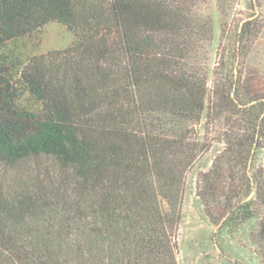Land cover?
I'll list each match as a JSON object with an SVG mask.
<instances>
[{
	"label": "trees",
	"instance_id": "trees-1",
	"mask_svg": "<svg viewBox=\"0 0 264 264\" xmlns=\"http://www.w3.org/2000/svg\"><path fill=\"white\" fill-rule=\"evenodd\" d=\"M216 1L208 80L207 0H0V264H179L185 175L214 140L197 195L214 236L257 220L264 264L261 0ZM50 21L71 45L16 65L9 44Z\"/></svg>",
	"mask_w": 264,
	"mask_h": 264
},
{
	"label": "rangeland",
	"instance_id": "rangeland-1",
	"mask_svg": "<svg viewBox=\"0 0 264 264\" xmlns=\"http://www.w3.org/2000/svg\"><path fill=\"white\" fill-rule=\"evenodd\" d=\"M244 8L247 0H239ZM202 12L211 16L215 38L206 44L207 52L203 59L202 71L208 73V80L212 78V64L218 43L221 16L218 12L217 1L207 0ZM260 13L264 18V0H261ZM74 35L64 24L50 21L33 33L21 37L8 46V55L16 65L26 63L32 56L44 54L53 50H61L73 42ZM246 62L250 69L264 73V28L253 44ZM210 85V84H209ZM210 87V86H209ZM19 103L26 107H37L36 99L25 89H20ZM205 111L199 123L190 125L192 136L201 143L207 138L212 139V133L206 134L204 129ZM209 136V137H208ZM208 144V148L205 150ZM219 140L206 142L192 167L185 175L183 197L181 202V218L177 243L179 247V264H263L257 254L254 236L258 224L252 219L240 226L234 233L225 228L214 236L216 227L204 212L203 205L197 195V176L199 172L207 170L215 155L222 149ZM256 164L264 165V149L256 154Z\"/></svg>",
	"mask_w": 264,
	"mask_h": 264
}]
</instances>
